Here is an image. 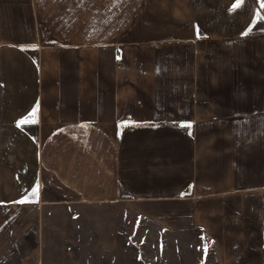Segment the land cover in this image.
I'll return each instance as SVG.
<instances>
[{"label": "crops", "instance_id": "0c3cea01", "mask_svg": "<svg viewBox=\"0 0 264 264\" xmlns=\"http://www.w3.org/2000/svg\"><path fill=\"white\" fill-rule=\"evenodd\" d=\"M45 184L264 264V0H0V264Z\"/></svg>", "mask_w": 264, "mask_h": 264}, {"label": "rangeland", "instance_id": "374dc122", "mask_svg": "<svg viewBox=\"0 0 264 264\" xmlns=\"http://www.w3.org/2000/svg\"><path fill=\"white\" fill-rule=\"evenodd\" d=\"M47 187L37 185L29 196L42 198L37 264H219L215 243L202 229L165 228L134 211L124 194L61 200Z\"/></svg>", "mask_w": 264, "mask_h": 264}, {"label": "snow or ice", "instance_id": "6c2138e0", "mask_svg": "<svg viewBox=\"0 0 264 264\" xmlns=\"http://www.w3.org/2000/svg\"><path fill=\"white\" fill-rule=\"evenodd\" d=\"M35 114H36V110L35 109H33V112H32V116H35ZM34 122V121H33ZM35 192H36V189H33V194H35ZM21 203H23L24 201H20Z\"/></svg>", "mask_w": 264, "mask_h": 264}]
</instances>
